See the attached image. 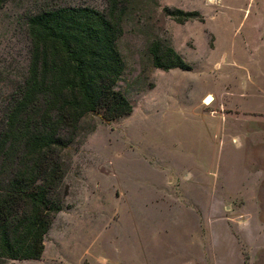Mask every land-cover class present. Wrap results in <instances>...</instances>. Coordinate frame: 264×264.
<instances>
[{
	"label": "rangeland",
	"instance_id": "1",
	"mask_svg": "<svg viewBox=\"0 0 264 264\" xmlns=\"http://www.w3.org/2000/svg\"><path fill=\"white\" fill-rule=\"evenodd\" d=\"M110 2L12 0L0 10V118L28 70L29 18L61 6L107 13ZM119 2L125 72L118 90L133 113L81 122L60 155L65 177L58 193L67 195L42 258L0 264H181L184 222L196 229L201 219L208 233L210 220L230 215L223 205L232 194L184 191L169 182V172H245L251 134L264 122V0ZM165 8L201 17L180 23ZM154 45L173 49L191 70L156 67ZM188 145L213 147L215 159H200Z\"/></svg>",
	"mask_w": 264,
	"mask_h": 264
},
{
	"label": "trees",
	"instance_id": "2",
	"mask_svg": "<svg viewBox=\"0 0 264 264\" xmlns=\"http://www.w3.org/2000/svg\"><path fill=\"white\" fill-rule=\"evenodd\" d=\"M12 0H0V10ZM119 0L109 11L88 6L47 7L27 23L28 70L0 118V261L40 260L65 177L62 152L89 115L105 123L127 117L133 105L118 90L125 63ZM167 15L183 23L199 13ZM203 19V18H200ZM153 62L166 71L191 66L173 49L154 45Z\"/></svg>",
	"mask_w": 264,
	"mask_h": 264
},
{
	"label": "crops",
	"instance_id": "3",
	"mask_svg": "<svg viewBox=\"0 0 264 264\" xmlns=\"http://www.w3.org/2000/svg\"><path fill=\"white\" fill-rule=\"evenodd\" d=\"M260 129L251 134L247 145L245 172L229 175L204 169L169 172V182L179 181L184 191L232 194L230 204L223 205L230 215L219 217L213 207L218 216L208 222L211 223L208 233L201 227L206 224L201 219L196 229L190 220L184 222L181 264H264V122ZM219 134L222 136V131ZM224 136L231 137L233 142L237 140L234 134ZM212 149L187 146L188 152L195 154L198 150L205 156L200 159H215Z\"/></svg>",
	"mask_w": 264,
	"mask_h": 264
}]
</instances>
